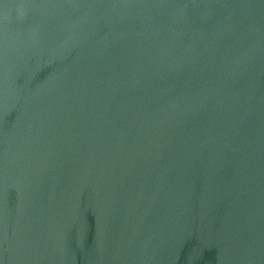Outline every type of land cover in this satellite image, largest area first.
I'll list each match as a JSON object with an SVG mask.
<instances>
[{"label":"water","instance_id":"95a60500","mask_svg":"<svg viewBox=\"0 0 264 264\" xmlns=\"http://www.w3.org/2000/svg\"><path fill=\"white\" fill-rule=\"evenodd\" d=\"M0 264H264V0H0Z\"/></svg>","mask_w":264,"mask_h":264}]
</instances>
